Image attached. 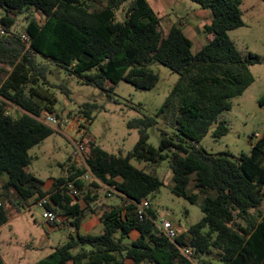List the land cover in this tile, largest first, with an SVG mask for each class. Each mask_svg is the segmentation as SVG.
Returning a JSON list of instances; mask_svg holds the SVG:
<instances>
[{
	"label": "trees",
	"instance_id": "1",
	"mask_svg": "<svg viewBox=\"0 0 264 264\" xmlns=\"http://www.w3.org/2000/svg\"><path fill=\"white\" fill-rule=\"evenodd\" d=\"M128 1L125 19L119 21L117 12ZM192 1L212 16L203 27L208 40L195 52L183 24L173 23L165 31L148 0H0L5 31L0 35V227L9 221L8 205L21 211L48 197L47 206L75 229L34 264H264V215L259 210L264 133L239 157L213 154L200 145L214 124L215 138L229 132L220 116L253 84L250 67L261 59L243 55L230 37V31L245 24L241 0ZM20 16L26 23L16 31ZM49 62L104 90L120 81L150 90L159 81L152 65L169 67L179 78L157 117L174 134L162 130L156 147L149 143V129L158 119L133 118L127 125L138 130L139 139L127 154L109 153L87 140L86 162L96 180H82L86 168L71 164L50 190H43L44 181L27 168L33 161L30 150L58 132L40 120L47 113L60 117L53 91L57 85L48 80ZM93 68L96 72L90 73ZM62 91L69 100V88ZM81 107L86 127L101 106ZM164 161L172 171V192L199 204L203 212L176 240L195 249L194 262L138 213L141 201L149 199L148 213L158 218L152 198L164 185L156 172ZM70 184L79 191L75 197L69 195ZM112 196L121 203L112 202ZM89 214L98 216L102 233L80 232Z\"/></svg>",
	"mask_w": 264,
	"mask_h": 264
},
{
	"label": "rangeland",
	"instance_id": "2",
	"mask_svg": "<svg viewBox=\"0 0 264 264\" xmlns=\"http://www.w3.org/2000/svg\"><path fill=\"white\" fill-rule=\"evenodd\" d=\"M148 1L161 17L165 31L173 23L183 24L185 33L193 40L194 52L208 40L203 27L211 22L212 16L210 11L202 9L198 3L192 0ZM128 6L129 1L117 12L119 21L125 19ZM241 9L245 24L230 31V37L243 55L256 54L261 62L250 67L255 78L253 84L243 95L232 99V108L220 116L229 127V132L215 138L212 134L214 124L200 141V145L210 153H229L233 157L249 153L252 143L264 133V0H241ZM25 23L23 16H20L13 29L19 31ZM49 66L48 80L57 85L53 91L59 99L56 113L60 115H57L60 124L56 130L58 132L30 150L33 161L27 168L45 183L51 178L66 175L71 164L81 168L72 158L71 138L80 137L87 141L89 137L109 153L127 154L139 139L138 130L129 128L128 121L145 115L156 117L159 121L149 129L150 144L156 147L159 145L162 130L174 134L175 129L165 119L157 117L179 78V74L169 67L161 63L152 65V69L159 75V81L150 90L137 89L126 81H120L112 89L110 86L104 90L87 84L83 77L68 72L53 62H49ZM89 72L94 73L96 69ZM65 86L70 90L69 102L62 91ZM85 103H97L101 109L95 110L94 119L86 127H82L84 120L79 110ZM11 112L15 116L20 114L13 108ZM132 162L137 166H144L136 160ZM156 172L164 181V185L152 198V206L157 211L158 218L171 219L184 229L199 222L203 217L200 205L172 192V171L168 162L164 161L157 166ZM110 200L119 201L116 197ZM43 211L36 203L29 207L22 206L21 211L8 205L9 221L0 227L2 264H34L49 255L57 245L68 240L70 230H75L69 227L70 223L67 222L68 228H64L63 223L62 227L53 229L43 219ZM262 214L264 215V210ZM96 229L93 232L99 231Z\"/></svg>",
	"mask_w": 264,
	"mask_h": 264
},
{
	"label": "built area",
	"instance_id": "3",
	"mask_svg": "<svg viewBox=\"0 0 264 264\" xmlns=\"http://www.w3.org/2000/svg\"><path fill=\"white\" fill-rule=\"evenodd\" d=\"M5 33L3 26L0 22V35H3ZM11 113V112H10ZM40 120L51 126L54 129H58L60 119L59 117L54 114V113H47L45 116H42ZM71 142L73 144V153L72 157L73 159L81 166L86 168L85 173L82 175L81 179L85 181H92L96 180L94 177L93 173L90 171V169L87 166L86 162V152L88 151V145L87 141L80 137H74L71 138ZM79 191L75 187L74 184L69 185V195L72 197H75L78 195ZM49 203V198L44 197L39 202L37 203L38 207L43 208V214L42 217L43 219L49 223V224H60L61 218L55 211L52 210L51 207H48ZM138 213L141 219L149 218L151 219L156 228L163 234L165 235L170 241L176 244L177 248L179 251L186 256L188 259L191 261H196L195 259V249L192 247L185 246L184 244H178L176 242L179 234L183 231L179 228L178 225H176L171 219H166V218H153L149 213L148 210L151 207V203L149 199H143L141 203L138 205Z\"/></svg>",
	"mask_w": 264,
	"mask_h": 264
},
{
	"label": "crops",
	"instance_id": "4",
	"mask_svg": "<svg viewBox=\"0 0 264 264\" xmlns=\"http://www.w3.org/2000/svg\"><path fill=\"white\" fill-rule=\"evenodd\" d=\"M67 99V98H66ZM68 101V100H67ZM69 102V101H68ZM13 110H17L16 107H13ZM19 110V109H18ZM19 112V111H18ZM67 112V111H66ZM68 113V112H67ZM76 123V122H75ZM76 127V125H75ZM88 140H92L91 138H87ZM143 165V164H141ZM54 180L55 178H51L48 183H45L44 182V185H43V190H50L52 187H53V184H54ZM115 196H112L111 198H114ZM119 200V203H121V200ZM79 203L84 206L85 205V202L83 200H80ZM259 210L262 212L264 210V201L262 202L261 206L259 207ZM158 216V215H157ZM61 218V222H60V225H63L64 223V228H68L66 227L65 225H67V222L68 220L65 218V217H62L60 216ZM50 225V224H49ZM178 225V224H177ZM53 229L55 228V226H52L50 225ZM98 228V229H96ZM179 228L181 230H186L184 228H182L180 225H179ZM99 230L98 232H93V230ZM103 231V226L101 224V222L99 221L98 219V216L96 214H89L88 216H86V218L83 219L82 221V224H81V227H80V232L83 233V234H100L102 233ZM74 233L75 234V231H71L69 233ZM137 235L136 232H133L132 233V238H135V236Z\"/></svg>",
	"mask_w": 264,
	"mask_h": 264
}]
</instances>
